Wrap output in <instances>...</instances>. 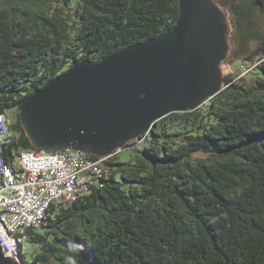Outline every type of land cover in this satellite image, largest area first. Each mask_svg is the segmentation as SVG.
<instances>
[{"label": "trees", "instance_id": "obj_1", "mask_svg": "<svg viewBox=\"0 0 264 264\" xmlns=\"http://www.w3.org/2000/svg\"><path fill=\"white\" fill-rule=\"evenodd\" d=\"M178 1L0 0L4 162L16 169L24 150L56 152L31 141L22 98L81 60L166 33ZM225 1L234 37L254 44L245 64L223 61L230 73L201 108L169 114L109 157L86 155L102 176L75 202L50 204L26 231L36 250L23 264H66L70 241L83 246L77 264H264V32L251 25L264 0Z\"/></svg>", "mask_w": 264, "mask_h": 264}, {"label": "water", "instance_id": "obj_2", "mask_svg": "<svg viewBox=\"0 0 264 264\" xmlns=\"http://www.w3.org/2000/svg\"><path fill=\"white\" fill-rule=\"evenodd\" d=\"M215 1L179 0L166 33L98 63L81 60L22 98L20 119L34 145L109 157L160 119L220 93L228 25ZM0 264H16L1 247Z\"/></svg>", "mask_w": 264, "mask_h": 264}, {"label": "built area", "instance_id": "obj_3", "mask_svg": "<svg viewBox=\"0 0 264 264\" xmlns=\"http://www.w3.org/2000/svg\"><path fill=\"white\" fill-rule=\"evenodd\" d=\"M9 125L10 119L0 116V247L16 263L14 249L26 240V231L41 227L44 203L75 202L99 174L87 175L94 161L71 149L50 153V158L23 151L12 169L2 158Z\"/></svg>", "mask_w": 264, "mask_h": 264}, {"label": "rangeland", "instance_id": "obj_4", "mask_svg": "<svg viewBox=\"0 0 264 264\" xmlns=\"http://www.w3.org/2000/svg\"><path fill=\"white\" fill-rule=\"evenodd\" d=\"M215 3L223 11V13L225 15V20H226L227 25H228V30L226 32L227 52H226V57L223 61L229 62V60H231L234 62L233 66L235 65V63L238 65H239V63L245 64V63H243V58L245 56L249 55V53L254 48V44L248 43L246 45L245 42H243V40L234 37L232 23L230 21L231 20L230 14L227 11L228 3L225 0H218L217 2L215 1ZM251 25H254V27L256 28L257 31L263 33L264 32V17L257 14L256 18L252 21ZM219 67H220V71H221L222 76L224 74L230 73V69L227 66L225 67L223 62H221ZM244 67H246V66H244ZM231 69L235 70L234 67ZM246 70L247 69L244 70L245 73H247L249 71V70H247V71ZM8 133H10V125L8 126ZM8 140H9V137H8ZM145 144H147V143H145ZM62 150H64V149H62ZM29 151H31V150H29ZM24 152H26V150H24ZM120 156H121V158H128L130 155L127 152H123V153H121ZM200 157L204 158L205 155H202ZM37 158H50V154L37 153ZM18 159H19V157H18ZM100 164H101V161H94L93 163H91V166L87 167V175L99 174V175H96V177H101L102 176V170H101ZM50 204L51 203H44L42 211H41V220H44L43 216L45 215L46 209L50 206ZM38 232L40 233V231H38ZM18 247H19V245H16V249H14V257H16L15 258L16 263H18V264H23V262L29 263L31 260V255L34 254L36 247H34L32 244H30L26 240H24L22 242V249H21L20 253H19Z\"/></svg>", "mask_w": 264, "mask_h": 264}, {"label": "clouds", "instance_id": "obj_5", "mask_svg": "<svg viewBox=\"0 0 264 264\" xmlns=\"http://www.w3.org/2000/svg\"><path fill=\"white\" fill-rule=\"evenodd\" d=\"M83 250V246L70 241L67 245L68 255L66 256V264H77V254Z\"/></svg>", "mask_w": 264, "mask_h": 264}, {"label": "bare ground", "instance_id": "obj_6", "mask_svg": "<svg viewBox=\"0 0 264 264\" xmlns=\"http://www.w3.org/2000/svg\"><path fill=\"white\" fill-rule=\"evenodd\" d=\"M42 151H43V150H42ZM19 157H20V156H19ZM20 159H21V158H20ZM18 248H19V247H18ZM17 250H18V249H17ZM17 250H16V251H17ZM16 253H17V252H16ZM15 258H16V257H15Z\"/></svg>", "mask_w": 264, "mask_h": 264}]
</instances>
